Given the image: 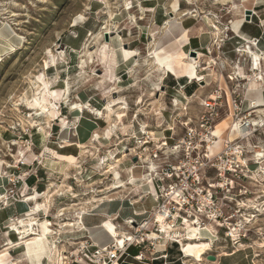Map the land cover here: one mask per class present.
Masks as SVG:
<instances>
[{"label":"rangeland","instance_id":"1","mask_svg":"<svg viewBox=\"0 0 264 264\" xmlns=\"http://www.w3.org/2000/svg\"><path fill=\"white\" fill-rule=\"evenodd\" d=\"M255 3L263 5L264 14V0H0V254L6 253L0 264H94L85 222L95 213L94 207L101 201L120 202L126 208L134 203L151 207L149 198L139 196L150 177L144 165L131 157L140 153L146 166L154 146L163 138L170 145L172 133L177 138L182 135L180 124L196 119L201 99L215 91L223 102L230 97L233 65L225 57L233 56L234 47L223 49L225 38L230 23L246 17L243 11ZM185 17L211 35L209 54L190 50L177 37L168 38L179 35L174 25ZM156 47L163 62L186 60L189 50L199 51L197 69L191 62H177L172 68L178 70L172 72L197 71L204 76L205 84H199L203 92L185 102L183 94L171 89L180 78L169 74L162 63L158 66ZM172 100L178 101L177 107ZM74 106L81 108L73 110ZM107 107L113 110L110 117ZM230 111L226 106L219 110L215 131L221 140L213 154L221 150L231 128ZM260 123L256 137L249 141L256 152H264ZM143 141L148 145H141ZM156 156L171 163L176 158L164 148ZM121 166L128 171L121 172ZM149 167L153 172L154 165ZM261 167L264 163L239 172L245 178L232 188L227 176L221 193L215 184L217 171L207 173L225 221L221 229L212 223V232L203 234L213 242L212 251L196 262L184 257L181 245L168 242L164 261L214 264L207 256L239 251L245 258L237 259V264H264ZM131 175L135 185L124 187ZM29 178H34L32 186L26 182ZM31 218L42 240L41 248L33 246L27 258L28 243L36 241L34 236L20 238L29 233ZM80 218L84 226H64ZM18 220L24 224L21 235L12 228ZM125 220L117 216L103 223L113 241L127 229ZM176 229L171 236H183ZM146 232L155 231L151 226ZM159 249L151 250L154 259Z\"/></svg>","mask_w":264,"mask_h":264},{"label":"built area","instance_id":"2","mask_svg":"<svg viewBox=\"0 0 264 264\" xmlns=\"http://www.w3.org/2000/svg\"><path fill=\"white\" fill-rule=\"evenodd\" d=\"M256 42H254V47L256 46ZM242 47L236 48L235 51L239 57H242L241 59L244 63L242 55L245 52L242 51ZM203 50L209 54V45ZM251 59L253 60V57ZM248 68L249 73L246 76V82L249 79L261 80L264 78V66L256 68L255 64L253 65L250 60ZM239 78L237 73L232 78L228 77V80L234 82V84L230 97L225 99L224 102L218 91L201 99L199 101L201 110L196 119L193 121V119L187 118L186 121L181 123L182 135L177 138L175 137L176 134L173 135L174 133H172V136L168 138V141L171 142L169 143L170 145L166 142V138H163L162 142L154 146L152 155L148 156L149 159H152L149 160V164H146V166L143 164L145 160L142 161L139 156L140 153L131 155L132 159L136 158L138 165L140 164L142 167L144 165V168H141L147 170L146 175L150 177L154 190V196H152L154 198L151 200L153 207H151L149 212H143L140 215L144 216L140 222H137L134 218H128L124 221L127 229L121 232L123 235H120V237L124 238L126 235L128 236L125 238L123 247L116 246V243L113 241L110 246L94 248L92 250L94 264H112L113 262L120 264L121 258H130L135 262L143 263L145 261L143 253L149 252L152 254L151 250L160 241L165 249L170 243L179 246L178 242L171 239H168L169 241L166 239L162 240L161 236L166 234L160 229L162 222L156 218L157 213H165L167 217L163 219V222L169 223L176 231L178 230L176 228H179L183 235L187 226L198 228L199 233L202 235L208 232L206 227L211 226L212 223L215 224L217 229L222 228L223 225L221 223L225 221L221 219L222 213L216 207L217 197L211 194V191L215 190L216 187L214 184L207 183V173L213 170L217 171V181L215 184H217V190L219 189V193H221L223 192L221 184L224 183L222 181L227 176L231 177L229 186L232 188L238 179L242 180L245 178L239 172L243 170L248 171L252 165H260L256 159L257 147L249 146V141L256 137L259 128L258 126L255 127L252 123V116L255 115V110L251 109L253 105L251 103L253 102L246 100L247 90L243 88V85H240L238 82ZM188 81L189 84L192 82ZM203 81L204 79L202 81L194 80L196 84H205ZM182 89L183 87H178L175 92L181 94L180 91ZM192 97L194 96L186 97L184 95L183 100L187 102ZM172 105L173 107H177L178 101L172 100ZM225 106L231 109L229 115H232V127L227 133L226 140L224 139L223 141L221 150L217 154H213L214 148L217 146L219 140H221L216 135L215 123L220 118L219 110ZM170 130L169 132H173L172 130L174 129ZM233 134L236 135L231 138ZM146 145H148V142ZM148 147L146 146L145 152H149L147 151ZM160 148H164L168 152L169 157H176L175 160L171 163L168 158L164 160L158 159L156 154L160 152ZM150 163L155 167L154 172L150 171ZM151 173L155 174L154 177L151 176ZM214 193L216 194L217 192L215 191ZM148 197L146 196L143 199ZM141 198L139 199L142 200ZM151 226L157 232L160 237L159 239H151L150 234H147L146 231ZM87 246L88 248L91 247ZM130 247L138 249L136 256L130 257L127 253ZM85 248L84 246L83 249Z\"/></svg>","mask_w":264,"mask_h":264},{"label":"crops","instance_id":"3","mask_svg":"<svg viewBox=\"0 0 264 264\" xmlns=\"http://www.w3.org/2000/svg\"><path fill=\"white\" fill-rule=\"evenodd\" d=\"M257 4L258 3H255L251 10H244L245 12L243 11L245 14L247 11H250V16L248 20H246V17L243 16L242 17L243 19L235 20L234 22L230 23L231 31L229 35L227 36V38H225L226 43L223 40V43H225L223 49L228 50L229 48L234 47L233 56L226 55L225 57L226 61H230V63L233 65L231 67V70L233 72L232 76H234L235 73L238 74V76L240 77L238 79V82L239 83L242 82L240 83V85H243V88L247 90L246 100L250 102H255L257 107L259 108V107H264V78L260 81L259 84H254L253 80L251 79L248 80V78H247L248 81L246 82V76L249 73L248 67H249L250 60L253 65L255 64L256 68H260L264 66V14L260 10L263 7V5H257ZM172 22H175V20H173ZM197 25L198 23L194 22L193 19H188L185 17L182 20V22L179 23L177 27L174 25V29L178 30L179 35L168 37V38L177 37L181 40L180 42L184 46L188 45L190 50L196 49L202 52L204 47L208 46L211 43L212 37L211 35L205 33V31H203V28L198 29ZM181 37L184 39H182ZM255 41L257 42H256V46L254 47ZM220 42L222 41L220 40ZM245 45L249 46V48L252 49V52L250 54L247 53V54L242 55L244 57V63H243L241 59L242 57H239L235 49L238 47L245 46ZM158 49L154 51V53H156L154 56L157 57V59H159L158 66H160V64L162 63L164 65V68H169L171 70L169 74L175 76L176 78H180L178 79V81L175 82V84L171 85L170 88L174 89L175 91L178 89V87H183L180 93L185 96L187 95V97L191 95H193L194 97H197L196 96L197 94H201V92H203L201 91L202 90L201 85L196 84L192 80H190L192 82L189 84V82H186L185 80L186 78H189L192 76L194 77L195 76L194 72H192L191 75H188L186 71L185 73L180 74V75L179 74L176 75L172 72V70L175 69V68H172V66H174V64L172 63L188 62L187 55L185 56L186 60L182 58L181 59L175 58L173 60H165L163 62L159 56ZM190 50L188 51L189 53H190ZM251 57H253V60L251 59ZM199 59H201V57ZM236 61L238 62L236 63ZM175 70H178V69H175ZM232 84H234V82H232ZM243 106L246 107L245 104H243ZM134 173L135 171H133V175ZM26 182L29 184V186H32L35 183L34 178H29L26 180ZM147 202H150V201H147ZM119 203L120 202H114L112 205L111 203L108 204L107 202H104L102 205H98L97 207H94L95 213H93L92 215H87L88 217H85V222L88 226L87 228L85 226L86 232L88 233L87 240L89 244H91V249L102 248V247L110 246L112 244L113 242L112 236L108 233L106 228L103 226V223H105L106 219L108 218L112 219L114 217L116 218L117 216H119L120 219L135 218L137 220L139 219L141 220L144 218V216H140V215H142L143 212H148L150 208L153 207V204L151 203L152 205L148 210L144 208V204L142 205L139 204L134 207L130 206L131 208L130 207L126 208L122 205V203L121 204ZM128 210L130 211L128 215L123 213L124 211H128ZM92 221L93 223H91ZM71 240H74V239H71ZM40 241H36L38 243L36 242L31 243L30 246L26 248V254H27L28 249H30V253L28 254V256L25 254L27 258H29L31 253L33 252V246L36 249L41 248ZM6 245H9V244H6ZM167 249H169L168 245L166 249L163 247V245H161L159 249L160 255L158 258H155V259L154 257L151 256L152 254H150L149 252H144L143 255H144L145 261L143 263L135 262L130 258H121L120 264H167V262L164 261V258H163ZM8 250L9 249H6L5 251H8ZM9 253H13V251H9ZM127 253L130 255V257L136 256L138 253V249L134 247H130L127 250ZM5 254L3 253L0 254V260L5 258L4 257ZM240 256H242V254H240L239 251H232V252H228L227 254L222 253V255L220 254L215 257L216 260L214 264H237V259H239V261H242L245 258L244 257L242 259ZM19 264H22V262H20Z\"/></svg>","mask_w":264,"mask_h":264},{"label":"bare ground","instance_id":"4","mask_svg":"<svg viewBox=\"0 0 264 264\" xmlns=\"http://www.w3.org/2000/svg\"><path fill=\"white\" fill-rule=\"evenodd\" d=\"M245 12V11H244ZM246 15V14H245ZM213 27V26H212ZM104 30H108L107 29V27H105L104 28ZM215 31V30H214ZM216 31L218 32L219 30L218 29H216ZM106 33H107V35L108 34H111V32L110 31H106ZM104 35V34H103ZM100 38H103V36H101ZM246 46V45H245ZM245 46H243L242 48H243V52H245V54H250L251 52H252V49L251 48H249V46L248 47H245ZM207 47V46H206ZM205 48V47H204ZM156 49H158L157 47L155 48V50ZM155 50H153V51H155ZM156 53H154V55H155ZM200 57H202V55H201V53H199V51H197L196 53H195V56H191L190 54H188L187 55V61L188 62H191V64H194L195 65V69H197V66L196 65H198V60H199V58ZM153 58V57H152ZM157 58V57H156ZM155 58V61L156 62H158V60L159 59H156ZM158 64V63H157ZM194 74H195V76L192 78V79H189V80H192V81H194V80H200V81H202L203 79H204V77L202 76V75H198L197 74V71H194ZM262 80V79H261ZM260 79H253V83L254 84H259L260 83V81H261ZM212 97H213V95H211ZM251 104H253L252 106H251V109H254V110H256V108L258 109L257 111H255V114H256V116H255V119H253L252 120V123L255 125V127H259V129L261 128V123L260 122H263V125H264V107H257V105H256V103L255 102H253V103H251ZM27 106V105H26ZM78 108H81V106H74L72 109L74 110V109H78ZM122 109V108H121ZM33 110V109H32ZM79 110V109H78ZM106 111L108 112V117H110V114H111V112L113 111L112 109H110L109 107H107L106 108ZM38 112V111H37ZM236 126V125H235ZM232 127V126H231ZM41 131V130H40ZM234 135V134H233ZM233 135L231 136V138H233ZM147 144V142H142L141 143V145H146ZM256 159L258 160V163L260 164V165H262L263 163H264V153H263V151H257L256 152ZM119 162V161H118ZM118 162H116V163H118ZM132 166H134L133 164L131 165V167ZM109 168H111V166L109 167ZM133 168V167H132ZM132 168H131V170H132ZM131 170H130V172H131ZM260 170H261V172H263V174H264V168H260ZM110 171V170H109ZM120 171L121 172H127L128 171V169H126L125 168V166H121V169H120ZM154 171H155V167H154ZM153 171V172H154ZM152 172V171H151ZM132 174H133V172H132ZM147 177H149L148 175H147ZM133 176L131 175V177H130V179L128 180V183L127 184H125V186L124 187H126V186H130V185H133L134 184V180H133ZM130 182V183H129ZM135 185V184H134ZM123 187V188H124ZM154 190H153V186H152V183L150 182V180H146V183H145V186L144 187H142V190H141V194L143 195L144 193V196L143 197H146V196H149L148 198L150 199V200H153V198L154 197H152V196H154ZM1 199H3V198H1ZM104 200V199H103ZM104 203V201H101V203H100V205H102ZM108 204L109 203H111L110 201H108L107 202ZM113 205V204H112ZM136 205H139L138 203H134V205L133 204H131V206H136ZM109 207V206H108ZM111 208V207H110ZM108 209V208H107ZM135 212V211H134ZM133 212V213H134ZM141 212V211H140ZM132 213V214H133ZM138 213V212H137ZM135 217H137V216H135ZM167 217V215H165V213H163V214H160V213H157L156 214V218L159 220V221H161L162 223H161V225H160V229H161V231L164 233V234H166V235H162V236H165L166 237V240H168V239H171V240H173V241H175V242H178L180 245H181V247H182V253H183V255H184V257L185 258H190L191 260H193V261H196V262H202L203 261V258L205 257V255H207L209 252H211L212 251V244H213V242L212 241H210L207 237H203V235L202 234H200L199 233V229L198 228H196V227H193V226H187L186 227V231H185V234L183 235V236H171V234H172V232H174V231H176V230H174L172 227H171V225L168 223V224H166L165 222H163V219L164 218H166ZM244 220H246V219H244ZM30 221V223H29V227H30V229H29V233L27 234H24V236H22L20 239L22 240L23 238H25V237H27V236H34V240L35 241H40L41 239H40V236H39V234H37L36 232H35V230L33 229V226H35V223L33 222V221H35L34 219H30L29 220ZM17 225H19V227H17ZM23 221L22 220H18V221H16V223H14L13 225H12V228H13V230H15L16 231V234L17 235H21V234H23V232H21V229L23 230ZM80 226V225H83V223H82V218H80L79 219V221H77V223H68V224H65L64 226L65 227H71V228H73L74 226ZM78 226V227H79ZM208 230H210L211 228H209V226H207L206 227ZM25 229V228H24ZM82 230H83V228H82ZM211 232H212V230H210ZM115 232V231H114ZM71 233V232H70ZM120 235V234H119ZM121 235H123V234H121ZM117 236H118V234H116L115 235V238H114V242L116 243V246H119V247H123L124 246V244H125V238L128 236V235H126L124 238L123 237H120L119 236V238H117ZM161 236V238H162V240H165V237H162ZM186 236V237H185ZM213 236V235H212ZM229 236H231L230 234H229ZM150 238L151 239H155V240H157V239H159L160 237L158 236V234H157V232H152L151 233V235H150ZM77 239V238H76ZM69 240H71V239H69ZM75 240V239H74ZM212 240V239H211ZM216 241V240H215ZM183 242H185V243H183ZM22 244H23V242H21ZM25 243V242H24ZM159 243H161V241L160 242H158V244ZM156 245V247H160L161 246V244H159V245ZM28 245H30V243H28ZM56 248L54 247V250H55ZM30 253V249H28V251H27V256H28V254ZM112 264H118L117 262H113Z\"/></svg>","mask_w":264,"mask_h":264},{"label":"water","instance_id":"5","mask_svg":"<svg viewBox=\"0 0 264 264\" xmlns=\"http://www.w3.org/2000/svg\"><path fill=\"white\" fill-rule=\"evenodd\" d=\"M249 16H250V11H247L246 12V20H248V18H249ZM191 56H195V52H190L189 53ZM133 162H136V159L134 158L133 159ZM207 259L209 260V261H212V262H214L216 259H215V256H207Z\"/></svg>","mask_w":264,"mask_h":264}]
</instances>
